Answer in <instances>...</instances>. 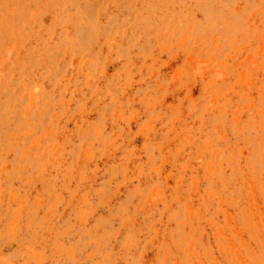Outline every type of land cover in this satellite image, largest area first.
Returning a JSON list of instances; mask_svg holds the SVG:
<instances>
[{
    "label": "rangeland",
    "instance_id": "374dc122",
    "mask_svg": "<svg viewBox=\"0 0 264 264\" xmlns=\"http://www.w3.org/2000/svg\"><path fill=\"white\" fill-rule=\"evenodd\" d=\"M0 264H264V0H0Z\"/></svg>",
    "mask_w": 264,
    "mask_h": 264
}]
</instances>
